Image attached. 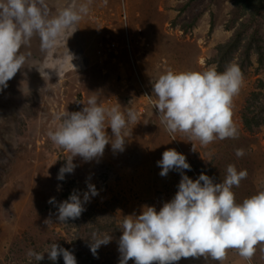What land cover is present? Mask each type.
Listing matches in <instances>:
<instances>
[{
	"label": "rangeland",
	"instance_id": "rangeland-1",
	"mask_svg": "<svg viewBox=\"0 0 264 264\" xmlns=\"http://www.w3.org/2000/svg\"><path fill=\"white\" fill-rule=\"evenodd\" d=\"M45 2L49 15L55 16L73 0ZM239 11L232 0H107L106 4L90 0L88 13L66 44L61 39L44 50L37 35L21 48L28 65L0 88V264H29V249L43 252L53 242L71 251L77 264H119V226L124 216L138 215L144 206L159 211L177 191L179 171L159 174L157 161L167 149L186 157L191 170L183 172L193 180L203 172L214 183L221 182L229 164L238 171L246 169L247 177L233 188L237 203L264 190V128L250 132L240 120L245 95L257 78H264V65L257 67L255 55L250 58L255 64L248 69L251 74L244 76L233 98L237 138L202 146L182 133L169 134L153 108L152 83L159 75L168 70L202 72L214 65L210 60L216 46L231 33ZM256 34L264 49V18L258 20ZM32 64L40 71L29 67ZM92 95L105 107L119 103L121 111L134 110L139 122L125 130L131 129V135L122 152H113L109 144L103 156L92 161L75 157L73 173L58 180L68 153L50 141L47 131L58 124L57 113L82 110ZM106 132L111 136L110 128ZM236 149L245 154L237 157ZM88 183L98 195L84 204L78 218L60 222L57 206L49 198L58 204L74 191L82 196ZM94 232L112 237L98 248L96 257L89 248ZM262 249L264 245H258L250 261L229 249L222 264H264ZM37 264L64 261L62 256L50 261L44 253ZM175 264L219 262L188 257Z\"/></svg>",
	"mask_w": 264,
	"mask_h": 264
},
{
	"label": "clouds",
	"instance_id": "clouds-1",
	"mask_svg": "<svg viewBox=\"0 0 264 264\" xmlns=\"http://www.w3.org/2000/svg\"><path fill=\"white\" fill-rule=\"evenodd\" d=\"M89 3L90 0L77 4L73 0L50 16L45 0H0V88H6L7 82L28 65V55L21 48L29 46L37 35L44 50L61 39L66 44L88 13ZM32 66L36 65L29 67ZM243 82V73L236 64L226 66L222 72L215 67L202 72L168 70L152 83L156 97L153 108L169 134L182 133L188 141L197 140L202 146L215 140L235 139L238 130L232 119V104ZM54 119L58 124L47 131V137L68 153L58 171V180H63L65 173H73L77 166L73 163L75 157L92 161L102 157L109 144L113 152H122L131 135V129L125 130L130 123L139 122L134 110L121 111L119 103L105 107L98 103L96 95L88 97L82 110H64ZM106 128L111 129V136ZM244 154L243 149H236L237 157ZM157 164L161 176H167L170 170L181 173L177 191L159 211L154 206H144L138 215L124 216L119 226V264L129 260L134 264H175L188 257H210L222 264L229 249L250 261L257 246L264 245V190L237 203L233 188L247 177V170L238 171L229 164L221 182L214 183L203 172L193 180L183 172L191 170L186 157L175 149L165 150ZM96 195L95 186L88 183L82 196L74 191L58 204L54 197L48 202L57 206V219L65 222L78 218L85 210L84 204ZM111 239L109 233L94 232L89 238L93 256ZM44 253L50 261L62 256L64 264H77L74 254L55 242L43 252L29 249V264L43 260Z\"/></svg>",
	"mask_w": 264,
	"mask_h": 264
},
{
	"label": "trees",
	"instance_id": "trees-1",
	"mask_svg": "<svg viewBox=\"0 0 264 264\" xmlns=\"http://www.w3.org/2000/svg\"><path fill=\"white\" fill-rule=\"evenodd\" d=\"M232 5L235 9L240 10L239 17L234 20L227 39L217 44L215 56L210 60L214 65L210 64L208 68L215 67L218 72H222L226 66L236 63V65H240L244 77L253 64L249 59L252 54L255 55L257 66L264 65L262 64L264 62L263 45L255 39L257 37V22L264 18V0H232ZM248 9H252V11L249 12ZM251 29L252 31L247 33V30ZM261 79L263 80L257 78L255 84V81L253 82L240 108L241 123L250 132L264 128V78Z\"/></svg>",
	"mask_w": 264,
	"mask_h": 264
},
{
	"label": "bare ground",
	"instance_id": "bare-ground-1",
	"mask_svg": "<svg viewBox=\"0 0 264 264\" xmlns=\"http://www.w3.org/2000/svg\"><path fill=\"white\" fill-rule=\"evenodd\" d=\"M35 42H36V41H35ZM254 48H255V47H254ZM247 49H248V48H247ZM250 53H251V52H250ZM250 55H251V54H250ZM244 56H245V55H244ZM244 56H243V57H244ZM252 56H253V55H252ZM254 57H255V56H253V58H254ZM250 58H251V57H250ZM250 58H249V59H250ZM246 59H247V58H246ZM241 60H242V59H241ZM235 61H237V60H235ZM253 61H254V60H253ZM255 61H256V60H255ZM231 62H232V61H231ZM238 62H239V61H238ZM235 64H236V63H235ZM253 65H255V64H253ZM239 66H240V65H239ZM257 67H258V66H257ZM257 67H256V68H257ZM260 67H261V66H260ZM263 68H264V67H263ZM263 68H262V69H263ZM244 72H245V71H244ZM248 73H249V72H248ZM260 73H261V72H260ZM262 73H263V72H262ZM249 74H250V73H249ZM260 75H261V74H260ZM262 75H263V74H262ZM255 78H256V77H255ZM261 78H262V77H261ZM261 78H260V80H263V79H261ZM257 83H258V82H257ZM258 84H259V83H258ZM232 158H233V157H232ZM236 158H237V157H236ZM240 162H241V161H240ZM212 171H213V170H212ZM221 173H222V172H221ZM214 174H217V173H214ZM218 178H219V176H218ZM247 179H248V178H247Z\"/></svg>",
	"mask_w": 264,
	"mask_h": 264
}]
</instances>
